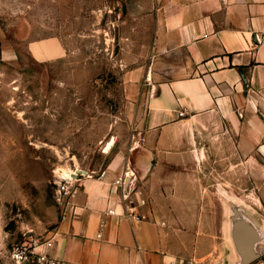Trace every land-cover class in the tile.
<instances>
[{
    "label": "crops",
    "instance_id": "crops-1",
    "mask_svg": "<svg viewBox=\"0 0 264 264\" xmlns=\"http://www.w3.org/2000/svg\"><path fill=\"white\" fill-rule=\"evenodd\" d=\"M127 2L134 23L123 33L121 84L134 104L132 140L100 172L83 168L36 250L66 264H258L264 0ZM27 48L39 61L66 52L58 36L29 39ZM131 207L143 218L122 215ZM242 219L259 233L248 263L235 239Z\"/></svg>",
    "mask_w": 264,
    "mask_h": 264
},
{
    "label": "rangeland",
    "instance_id": "rangeland-1",
    "mask_svg": "<svg viewBox=\"0 0 264 264\" xmlns=\"http://www.w3.org/2000/svg\"><path fill=\"white\" fill-rule=\"evenodd\" d=\"M1 5L0 247L7 255H0V264H18L13 248L42 242L62 216V169L98 173L132 140L134 104L124 97L121 60L129 53L122 49L123 33L134 20L127 0ZM46 36L64 41V57L39 61L30 55L28 40ZM258 249L256 262L264 264V244Z\"/></svg>",
    "mask_w": 264,
    "mask_h": 264
},
{
    "label": "built area",
    "instance_id": "built-area-1",
    "mask_svg": "<svg viewBox=\"0 0 264 264\" xmlns=\"http://www.w3.org/2000/svg\"><path fill=\"white\" fill-rule=\"evenodd\" d=\"M86 171L83 168L75 167L74 172L71 176H62V179L58 182L57 194L60 199H65V197L71 191V188L77 185L78 176L85 175ZM124 178L118 177L115 179L114 183L122 186L124 185ZM110 212H116L115 209H110ZM123 216L129 219H142L143 215L134 211V209L127 208L123 213ZM12 259L18 264H24L26 262H33L38 264H66L65 262L48 255L45 252H39L36 250L35 245H17L11 251ZM165 264H194L192 259H170Z\"/></svg>",
    "mask_w": 264,
    "mask_h": 264
},
{
    "label": "water",
    "instance_id": "water-1",
    "mask_svg": "<svg viewBox=\"0 0 264 264\" xmlns=\"http://www.w3.org/2000/svg\"><path fill=\"white\" fill-rule=\"evenodd\" d=\"M235 239L241 253L245 257L244 263H248L258 255V252L254 251V244L259 240V233L257 228L249 224L247 220L238 221Z\"/></svg>",
    "mask_w": 264,
    "mask_h": 264
},
{
    "label": "bare ground",
    "instance_id": "bare-ground-1",
    "mask_svg": "<svg viewBox=\"0 0 264 264\" xmlns=\"http://www.w3.org/2000/svg\"><path fill=\"white\" fill-rule=\"evenodd\" d=\"M109 144H111V142H109ZM74 172V168H70V167H64L62 169V174L63 176H71Z\"/></svg>",
    "mask_w": 264,
    "mask_h": 264
}]
</instances>
